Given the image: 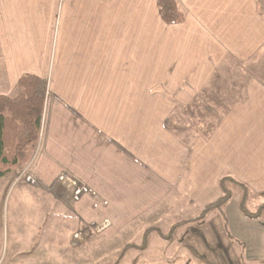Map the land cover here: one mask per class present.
I'll return each instance as SVG.
<instances>
[{
    "label": "crops",
    "instance_id": "obj_1",
    "mask_svg": "<svg viewBox=\"0 0 264 264\" xmlns=\"http://www.w3.org/2000/svg\"><path fill=\"white\" fill-rule=\"evenodd\" d=\"M178 2L185 20L169 24L158 0H0V96L15 94L25 74L48 83L34 158L0 179V262L45 264L47 220L29 210L26 192L49 203L50 231L64 239H50L46 251L61 264H92L110 249L141 244L148 228L166 234L196 218L222 196L225 174L250 188L251 210L264 202V78L248 68L264 50V0ZM225 87L241 97L211 135L171 127ZM26 167L38 186L13 185ZM64 172L96 196L75 201L57 181ZM11 191L20 201L7 203ZM104 223L99 250L86 246L91 238L75 245L77 232ZM190 225L183 239L196 257L206 252L223 264L229 241L240 264H264V217L241 212L239 190L222 212L180 231ZM155 237L162 239L153 234L145 251L125 259L146 252ZM205 240L217 250L204 249ZM190 252H170L169 264Z\"/></svg>",
    "mask_w": 264,
    "mask_h": 264
},
{
    "label": "trees",
    "instance_id": "obj_2",
    "mask_svg": "<svg viewBox=\"0 0 264 264\" xmlns=\"http://www.w3.org/2000/svg\"><path fill=\"white\" fill-rule=\"evenodd\" d=\"M158 7L166 23L177 24L185 20L186 14L178 0H158ZM47 95L48 83L45 80L25 74L19 79L15 94L0 96V179L33 160L41 138ZM220 186L222 196L206 206L196 218L176 223L166 234L159 227L148 228L142 243L128 244L113 264H121L132 249L145 251L155 233L162 239L173 241L184 225L205 223L211 213L224 210L233 198L234 188L240 192V210L246 217L254 220L264 217V202L255 210L249 208L252 193L246 184L225 174L220 179Z\"/></svg>",
    "mask_w": 264,
    "mask_h": 264
},
{
    "label": "rangeland",
    "instance_id": "obj_3",
    "mask_svg": "<svg viewBox=\"0 0 264 264\" xmlns=\"http://www.w3.org/2000/svg\"><path fill=\"white\" fill-rule=\"evenodd\" d=\"M251 72L253 73H257V75L261 76L262 78H264V50L259 53L254 60L251 61V63L249 64L248 67ZM243 69V68H242ZM246 73V71L243 69V75L241 76V83L243 84L244 82V74ZM229 85V82L226 81ZM228 87V86H227ZM222 89L223 91V95H221V93L219 92V94H210L207 95L205 97H202L198 102L197 105L195 106V108L191 109V111H188V113H186L184 116H182L181 121H178L176 124L171 125L172 128H179L178 130L182 131V129L184 131L188 130V133L185 132H180L182 134V136H194V134L197 135H203V136H209L211 135V133L213 132L214 128L218 125V123L221 121V119L223 118L225 111L229 108V105L231 103H233V101H236L237 99H239L241 96L238 95L237 92V96H228L226 95L228 93V89L226 91V88ZM226 95V96H225ZM204 106H210L211 108H213L214 112H207L204 109ZM181 122V124H180ZM26 166V165H25ZM23 166V167H25ZM22 167V168H23ZM24 173H27L32 175L34 178V174L31 172L30 169H28L27 167L22 169V171L19 172V174L15 177L14 179V183L13 185L17 186V185H21V184H28L31 186H38V181L36 179V184H29L27 183L25 180L16 182V178L19 176V178L22 177V175ZM7 175V174H6ZM71 175V174H70ZM24 179V178H23ZM58 181V179H57ZM33 191V190H32ZM16 191H11L8 192L7 194V203L8 202H12L14 200L16 201H20V199H18L16 197ZM26 201L28 204V208L31 212H33L34 214H44V217L46 218L47 222L46 225L42 228L41 231V238L43 239V243L45 245V251L43 254V259H44V263L45 264H61L62 262L59 261V258L56 256V254L54 255L53 253H49L46 251L47 249V241H49L50 239L55 240V239H62L61 241H63L64 237L61 236L60 234H52L50 231V223L52 221V216H48L47 213L50 212L51 210L49 209V203L47 201H44L43 199H40V197L38 196L37 193L30 192L27 193L26 192ZM48 203V204H47ZM93 227V225L88 226L83 228L82 230L89 228L91 229ZM166 229V228H165ZM192 229V226H188L183 228L179 233L178 236L176 237L175 241L172 244H166L165 243H161L164 242V240L159 239L157 237H155V239L153 241H151V246L150 248L146 251V252H140L138 253V251H131L130 255L125 259V262L123 264H169V260L170 257L168 256L170 254V252L172 251H179V250H189L191 251L190 254L192 255V257L190 256V254L188 256H186L183 260L178 259V257H172V263L174 264H188L191 263V260H195L196 258L198 259V264H213L214 261H216L218 259V257H209L208 254H206V252L204 253L203 256H197L196 257V253H193L192 250L193 246L190 242H184V235L187 234V232L189 230ZM81 230V231H82ZM166 233H168V230H165ZM101 232H91L90 234H85V236L83 237L82 240L78 241V242H74L75 245H78L79 243H81V241H83L86 238H91L87 243L86 246L90 247V249L92 251H95L96 249L99 250V248H96V237L98 234H100ZM186 240V239H185ZM199 242V241H198ZM137 243H140V240H137ZM161 243V244H160ZM204 245L205 248L204 249H215L218 247V243H211L210 241H204ZM225 247V250L227 251L228 255L226 256V259H224L223 253L222 255V260L225 261V263L223 262V264H240L239 260H238V249L235 247V245L233 243H230L229 241H227L225 243V245H223ZM191 247V248H190ZM199 248L201 247V245L199 244L198 246ZM83 248V247H82ZM190 248V249H189ZM48 250V249H47ZM217 250V249H215ZM48 254H47V253ZM134 254V256H133ZM181 254V253H180ZM119 252H117L115 249H110L107 251L106 255H102L100 257H97L96 259L93 258V262L92 264H113L117 258H118ZM195 255V256H194ZM220 258V257H219ZM221 259V258H220ZM221 260V262H222ZM0 264H6L3 262H0ZM69 264V263H67ZM222 264V263H221Z\"/></svg>",
    "mask_w": 264,
    "mask_h": 264
},
{
    "label": "built area",
    "instance_id": "obj_4",
    "mask_svg": "<svg viewBox=\"0 0 264 264\" xmlns=\"http://www.w3.org/2000/svg\"><path fill=\"white\" fill-rule=\"evenodd\" d=\"M16 179H17L16 182H19L22 179V180H25L29 184H33V185L36 184V179L30 174L27 175V173H24L21 178H19L18 176ZM57 179L60 184L72 189L73 198L75 201H79L84 195L96 196V192L91 187L80 182L79 180H77V178L70 175L69 173H66V172L61 173ZM103 203L107 204L106 201H104ZM95 206L97 207L98 204H95ZM107 226H108V223H104L100 225H93L91 229L86 228L82 231H79L74 235V241L78 242L82 240L85 234H90L91 232H96V233L101 232Z\"/></svg>",
    "mask_w": 264,
    "mask_h": 264
}]
</instances>
